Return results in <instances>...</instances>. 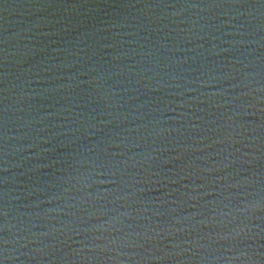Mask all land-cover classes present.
Masks as SVG:
<instances>
[{
	"label": "water",
	"instance_id": "water-1",
	"mask_svg": "<svg viewBox=\"0 0 264 264\" xmlns=\"http://www.w3.org/2000/svg\"><path fill=\"white\" fill-rule=\"evenodd\" d=\"M0 264H264V0H0Z\"/></svg>",
	"mask_w": 264,
	"mask_h": 264
}]
</instances>
